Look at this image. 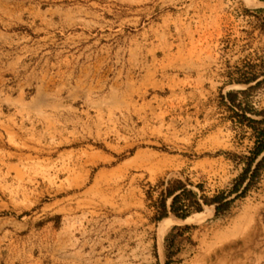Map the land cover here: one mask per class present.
Wrapping results in <instances>:
<instances>
[{"label":"rangeland","instance_id":"374dc122","mask_svg":"<svg viewBox=\"0 0 264 264\" xmlns=\"http://www.w3.org/2000/svg\"><path fill=\"white\" fill-rule=\"evenodd\" d=\"M173 1L0 0V203L23 213L0 264H165L162 194L233 190L264 121V1ZM221 218L264 259V168Z\"/></svg>","mask_w":264,"mask_h":264},{"label":"crops","instance_id":"0c3cea01","mask_svg":"<svg viewBox=\"0 0 264 264\" xmlns=\"http://www.w3.org/2000/svg\"><path fill=\"white\" fill-rule=\"evenodd\" d=\"M209 209L210 218L198 219L193 223L175 218V227L165 240V249L169 244L174 253L165 257V264H262L264 259L255 246L257 235L251 225L246 226L244 219L219 225L222 218H216L215 206L208 207L203 213ZM182 229L187 233L186 238L175 235Z\"/></svg>","mask_w":264,"mask_h":264},{"label":"trees","instance_id":"16d2710c","mask_svg":"<svg viewBox=\"0 0 264 264\" xmlns=\"http://www.w3.org/2000/svg\"><path fill=\"white\" fill-rule=\"evenodd\" d=\"M243 94L247 93L244 92ZM238 97V93L228 94L229 100L235 106L238 104ZM238 107L241 108L242 106L238 105ZM263 123L264 121H252V126L257 133L258 141L255 149L252 151V156L245 159L246 167L236 180L233 190L230 193H222L213 198H206L200 197L194 191H189L186 184L182 181L176 182L175 186L168 188L155 204L157 214L155 220L160 221V228L168 224L171 220L170 215H174L178 219L188 220L193 214H203L205 207L215 206L217 209L216 218H220L230 212L236 199L247 195L253 183L260 177L261 170L264 168V129L259 131L257 128V125ZM262 156L263 158L258 162ZM254 166H256L255 170H253ZM234 195H237V197L231 199ZM170 200L171 204L168 205Z\"/></svg>","mask_w":264,"mask_h":264},{"label":"bare ground","instance_id":"6f19581e","mask_svg":"<svg viewBox=\"0 0 264 264\" xmlns=\"http://www.w3.org/2000/svg\"><path fill=\"white\" fill-rule=\"evenodd\" d=\"M186 1L187 0H176V3L173 1L172 4L176 5V4H179V3H184ZM140 3L141 4H144V3L147 4V3H149V0H140ZM22 214H23L22 212L19 213V214L18 213H14V205H4V204L0 203V247L3 244H5L6 242L12 241L14 239V225L16 224L15 221H17L20 218V215H22ZM24 214H25V212H24ZM26 220H28V219H26ZM166 229H167V227H165L164 232L166 231ZM163 234H162V236H163Z\"/></svg>","mask_w":264,"mask_h":264}]
</instances>
